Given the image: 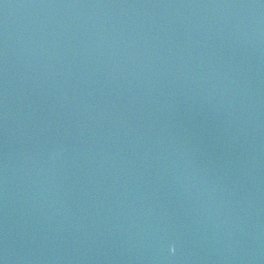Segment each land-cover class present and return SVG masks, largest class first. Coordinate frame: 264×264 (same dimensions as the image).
<instances>
[{"label": "water", "instance_id": "water-1", "mask_svg": "<svg viewBox=\"0 0 264 264\" xmlns=\"http://www.w3.org/2000/svg\"><path fill=\"white\" fill-rule=\"evenodd\" d=\"M264 123V0H0V264Z\"/></svg>", "mask_w": 264, "mask_h": 264}]
</instances>
